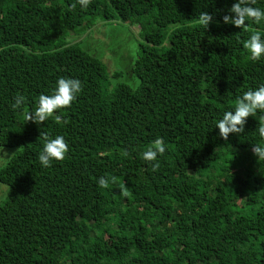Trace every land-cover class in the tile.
Returning a JSON list of instances; mask_svg holds the SVG:
<instances>
[{
	"label": "trees",
	"instance_id": "1",
	"mask_svg": "<svg viewBox=\"0 0 264 264\" xmlns=\"http://www.w3.org/2000/svg\"><path fill=\"white\" fill-rule=\"evenodd\" d=\"M235 2L0 0V146L21 148L0 167V264H264V159L252 153L264 146V112L227 141L216 128L264 84V56L243 46L264 39V20L224 24ZM201 12L214 17L206 29ZM113 20L138 28L135 88L111 87L103 63L66 40ZM61 77L83 86L56 113L66 123L26 122ZM17 94L26 103L13 110ZM43 133L69 147L47 168ZM157 138L166 151L153 171L142 154Z\"/></svg>",
	"mask_w": 264,
	"mask_h": 264
},
{
	"label": "clouds",
	"instance_id": "2",
	"mask_svg": "<svg viewBox=\"0 0 264 264\" xmlns=\"http://www.w3.org/2000/svg\"><path fill=\"white\" fill-rule=\"evenodd\" d=\"M81 8H87L91 4V0H77ZM257 0H236L232 4L229 12L233 15H224L222 21L224 24H231L236 28H242L247 21H252L255 24H260L264 20V11L258 7H253ZM76 3L70 7L75 9ZM214 17L208 12H201L198 17V23L203 28H208L209 24L213 23ZM244 48L250 52V58L253 61L260 60L264 56V39L259 32L251 34L250 38L244 42ZM83 90L82 82L79 79L61 77L56 81V87L51 95L41 94L38 98L35 112H25L24 117L26 122H33L37 125L44 123L50 117H55L56 123H66L62 121L61 116L56 115L57 111L63 108H70L72 102L77 98V95ZM26 103V97L17 94L14 97V102L11 107L13 110L22 109ZM264 112V84H261L257 89L244 92L240 96L235 105L234 113L231 111L225 112L223 118L220 119L216 128L219 129V136L225 141L228 140L230 134H239L244 132V126L247 118L255 116L257 111ZM261 138H264V124L258 128ZM43 140V148L38 155V160L42 167H51L53 161L60 162L65 160L66 154L69 151L68 144L61 135L52 138L49 134H41ZM166 151L163 138H157L152 145L143 152L142 158L146 162L152 163V170L158 171L160 164L157 159L158 155L162 156ZM252 153L260 159H264V146H252ZM8 153L4 151L3 146H0V159H3ZM127 155L125 151L123 153ZM111 184H116L115 176L110 179L100 177L98 186L107 189ZM122 194H126L127 188L124 184L118 185Z\"/></svg>",
	"mask_w": 264,
	"mask_h": 264
},
{
	"label": "rangeland",
	"instance_id": "3",
	"mask_svg": "<svg viewBox=\"0 0 264 264\" xmlns=\"http://www.w3.org/2000/svg\"><path fill=\"white\" fill-rule=\"evenodd\" d=\"M177 26L170 25L165 33H169ZM69 43H77L83 50L96 57L105 66L111 87L124 84L135 88L138 80L131 74L130 66L137 55V43L140 42L136 25H128L125 21L113 20L110 22L96 21L95 24L83 34L66 36ZM163 46L166 45L164 41ZM116 72L118 77L112 79ZM21 150L19 147L4 148L8 154L0 159L2 167L8 159ZM8 188L0 184V204L5 199Z\"/></svg>",
	"mask_w": 264,
	"mask_h": 264
}]
</instances>
